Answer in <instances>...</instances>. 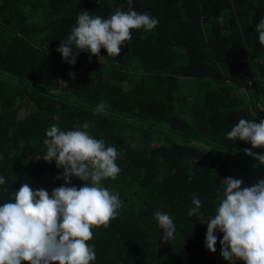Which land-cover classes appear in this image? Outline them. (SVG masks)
<instances>
[{
	"label": "trees",
	"instance_id": "obj_1",
	"mask_svg": "<svg viewBox=\"0 0 264 264\" xmlns=\"http://www.w3.org/2000/svg\"><path fill=\"white\" fill-rule=\"evenodd\" d=\"M118 8L128 11V0H0V204L21 183L63 185V170L42 159L46 130L87 122L119 153L120 174L103 184L122 201L109 227L93 228L91 264H229L221 233L216 252L206 249L203 222L215 215L221 179L248 187L264 178V165L244 154L251 144L226 135L241 118L264 119L255 31L264 0H132L158 20L153 30H130L117 57L101 49L100 60L87 51L75 65L62 60L56 49L81 10L107 18ZM193 194L199 218L187 215ZM156 211L173 219L174 239L160 238Z\"/></svg>",
	"mask_w": 264,
	"mask_h": 264
},
{
	"label": "clouds",
	"instance_id": "obj_2",
	"mask_svg": "<svg viewBox=\"0 0 264 264\" xmlns=\"http://www.w3.org/2000/svg\"><path fill=\"white\" fill-rule=\"evenodd\" d=\"M128 9L118 8L107 18L81 10L71 34L56 49L62 60L75 65L84 51L100 60L104 58L101 49L107 56L117 57L132 37L130 30L151 31L158 24L149 14L132 10V0H128ZM255 31L264 45V18ZM103 107L101 102L97 112ZM88 129L87 122L73 130H62L58 123L47 128L42 159L55 161L63 170L56 179H63L64 184L49 192L21 183L9 201L0 204V264H91L96 260L95 246L87 243L93 239V228L109 227L122 207L118 193L103 181L115 180L121 168L116 163L117 149L93 137ZM226 135L229 141L250 143L252 147L244 154L264 165V151H252L264 149V119L257 123L241 118ZM72 178L83 181V186H68ZM5 183L0 177V185ZM242 184V179H221L215 215L203 222L207 225L205 247L216 252L219 232L220 256L229 264H264V178L248 187ZM191 203L188 217L199 218L201 200L193 194ZM154 218L163 232L160 238L164 242L174 239L176 227L171 216L156 211Z\"/></svg>",
	"mask_w": 264,
	"mask_h": 264
}]
</instances>
